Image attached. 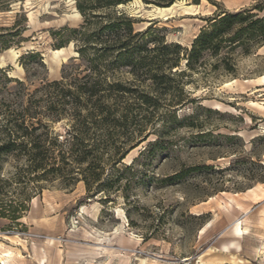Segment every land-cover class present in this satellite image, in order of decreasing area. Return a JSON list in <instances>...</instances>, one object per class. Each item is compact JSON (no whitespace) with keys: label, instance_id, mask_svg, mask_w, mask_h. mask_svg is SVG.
<instances>
[{"label":"rangeland","instance_id":"obj_1","mask_svg":"<svg viewBox=\"0 0 264 264\" xmlns=\"http://www.w3.org/2000/svg\"><path fill=\"white\" fill-rule=\"evenodd\" d=\"M146 4L130 0L115 9L132 16L138 30L156 21L165 42L187 49L207 18L244 9L264 14V0H176L163 15ZM75 10L74 0H0L2 111L14 86L3 73L24 80L29 91L39 86V80L26 81L22 54L39 52L44 68L25 63L49 81L61 78L64 65L83 73L76 42L56 33L82 23ZM203 59L181 76L186 96L175 110L182 123L170 124L161 103L147 139L123 159L128 165L137 156L124 172L123 182L132 180L126 197L122 190L109 199L87 194L81 180L47 183L29 195L16 223L0 213V264H264V40L247 53L224 48ZM185 61L181 54L173 70L186 69ZM119 72L116 78L133 79ZM139 79L141 89L151 83ZM65 123L51 128L62 135ZM156 138L163 149L138 154ZM0 167L8 176L13 162L4 159ZM178 172L180 179L168 180ZM13 196L18 199L9 210L25 198Z\"/></svg>","mask_w":264,"mask_h":264},{"label":"trees","instance_id":"obj_2","mask_svg":"<svg viewBox=\"0 0 264 264\" xmlns=\"http://www.w3.org/2000/svg\"><path fill=\"white\" fill-rule=\"evenodd\" d=\"M128 1L74 0L82 23L56 33L65 32L66 41L76 42L77 57L84 63L83 73L72 74L64 65L61 78L49 81L37 70H29L25 63L44 68L39 52L33 50L20 56L26 81L32 84L39 80L33 91L24 80L3 73L5 82L14 86L12 92L7 89L8 98L2 102L5 110L0 109V166L4 159H10L13 170L8 176L0 174V213L12 222L21 217L17 212L26 209L25 201L31 193H39L57 179L62 185L81 180L87 194L103 192L108 195L105 199H109L111 191L119 190L126 197L132 180L126 178L123 182L124 172L132 169L137 156L128 165L123 159L138 141L147 139V126L155 123L161 103L165 104L170 124L182 123L175 105L186 96L181 77L185 70L202 66L206 53L218 56L224 48L235 47L247 53L253 44L264 40V14L258 16L251 9L223 11L207 18V26L194 37L190 48H183L165 42L164 35H160L163 28L154 27L156 21L144 29H135L136 20L115 9ZM141 1L165 7L176 0ZM63 44L59 42L57 46ZM181 54L186 69L173 70ZM72 66L76 69L77 64ZM121 70L133 79L116 78ZM139 77L150 79L146 89L140 88ZM164 96L169 98L161 102ZM62 119L66 123L64 133L59 135L51 123ZM161 142L157 138L147 142L138 154H149L157 146L163 149ZM181 177L178 172L168 180ZM14 194L25 198L9 210L18 199H13Z\"/></svg>","mask_w":264,"mask_h":264},{"label":"bare ground","instance_id":"obj_3","mask_svg":"<svg viewBox=\"0 0 264 264\" xmlns=\"http://www.w3.org/2000/svg\"><path fill=\"white\" fill-rule=\"evenodd\" d=\"M170 7L168 6L167 8L166 7H159V8H155V12L157 13V14H159V15H163V12L165 11V10H168ZM76 11V13L78 14V11L77 10H75ZM190 13V12H189ZM61 49H56L55 51L56 52H59Z\"/></svg>","mask_w":264,"mask_h":264},{"label":"water","instance_id":"obj_4","mask_svg":"<svg viewBox=\"0 0 264 264\" xmlns=\"http://www.w3.org/2000/svg\"><path fill=\"white\" fill-rule=\"evenodd\" d=\"M173 4V3H172ZM172 4H170L169 6H171ZM122 6V4L121 5H119V7H121ZM146 6H152V5H150V4H146ZM165 7H168V6H165ZM154 8H159L158 6H154Z\"/></svg>","mask_w":264,"mask_h":264}]
</instances>
